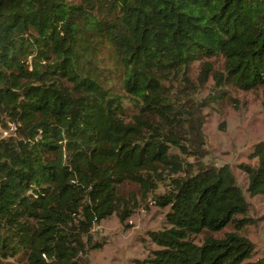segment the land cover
<instances>
[{
	"label": "trees",
	"instance_id": "trees-1",
	"mask_svg": "<svg viewBox=\"0 0 264 264\" xmlns=\"http://www.w3.org/2000/svg\"><path fill=\"white\" fill-rule=\"evenodd\" d=\"M197 62L213 103L264 88V0H0V127H16L0 141V264H80L104 247L97 223H126L181 172L158 197L159 249L136 263L261 264L238 234L249 205L231 169L188 174L169 153L191 111L163 80L190 85ZM252 157L248 191L264 196V142Z\"/></svg>",
	"mask_w": 264,
	"mask_h": 264
},
{
	"label": "rangeland",
	"instance_id": "rangeland-1",
	"mask_svg": "<svg viewBox=\"0 0 264 264\" xmlns=\"http://www.w3.org/2000/svg\"><path fill=\"white\" fill-rule=\"evenodd\" d=\"M105 67L111 66V58L104 53L100 57ZM218 59L215 65L221 66ZM200 63L192 65L189 83L182 76H172L163 80V86L172 100L183 104L191 111V123L177 135L182 146L169 144V153L178 156L188 174L199 166L222 168L228 166L234 174L248 202V213L240 216L245 227L238 232L254 246L251 259L264 264V196L252 197L249 180L244 166H255L257 159L252 153L255 145L264 142V88L244 92L229 89L232 101L213 103V76L207 81L200 79ZM132 111V108H131ZM189 122V121H188ZM0 127V141L15 136L16 127L7 123ZM184 173L165 175V182L159 184L155 192L139 199L138 208L122 224L113 215L97 223L92 230L94 243L105 242L102 249L90 251L82 257L80 264H137L151 256L159 247L152 241L151 232L163 231L168 227L166 216L169 207H161L158 197L170 189L171 178H181ZM237 232L231 225L215 234L223 238ZM196 244L202 245L204 234L194 237Z\"/></svg>",
	"mask_w": 264,
	"mask_h": 264
}]
</instances>
